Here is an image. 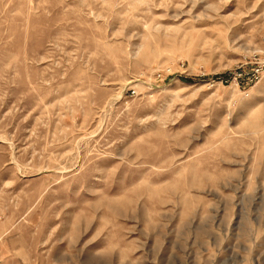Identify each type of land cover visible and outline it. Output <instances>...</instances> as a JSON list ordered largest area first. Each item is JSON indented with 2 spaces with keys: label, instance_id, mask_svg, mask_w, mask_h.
I'll list each match as a JSON object with an SVG mask.
<instances>
[{
  "label": "rangeland",
  "instance_id": "rangeland-1",
  "mask_svg": "<svg viewBox=\"0 0 264 264\" xmlns=\"http://www.w3.org/2000/svg\"><path fill=\"white\" fill-rule=\"evenodd\" d=\"M0 264H264V0H0Z\"/></svg>",
  "mask_w": 264,
  "mask_h": 264
}]
</instances>
